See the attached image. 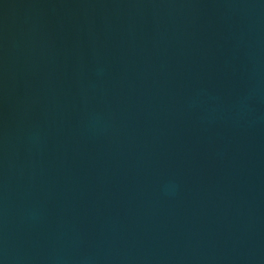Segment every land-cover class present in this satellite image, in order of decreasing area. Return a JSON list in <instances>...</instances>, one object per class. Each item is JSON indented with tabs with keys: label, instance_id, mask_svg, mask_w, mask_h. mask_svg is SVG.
<instances>
[{
	"label": "water",
	"instance_id": "obj_1",
	"mask_svg": "<svg viewBox=\"0 0 264 264\" xmlns=\"http://www.w3.org/2000/svg\"><path fill=\"white\" fill-rule=\"evenodd\" d=\"M0 264H264V0H0Z\"/></svg>",
	"mask_w": 264,
	"mask_h": 264
}]
</instances>
